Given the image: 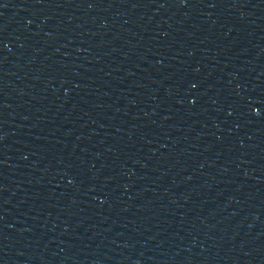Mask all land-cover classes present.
Here are the masks:
<instances>
[{
    "label": "water",
    "instance_id": "water-1",
    "mask_svg": "<svg viewBox=\"0 0 264 264\" xmlns=\"http://www.w3.org/2000/svg\"><path fill=\"white\" fill-rule=\"evenodd\" d=\"M0 264H264V0H0Z\"/></svg>",
    "mask_w": 264,
    "mask_h": 264
}]
</instances>
